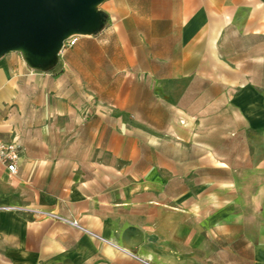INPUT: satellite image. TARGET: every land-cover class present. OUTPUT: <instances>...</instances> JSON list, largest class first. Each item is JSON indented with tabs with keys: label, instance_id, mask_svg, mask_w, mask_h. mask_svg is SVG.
I'll return each instance as SVG.
<instances>
[{
	"label": "crops",
	"instance_id": "crops-1",
	"mask_svg": "<svg viewBox=\"0 0 264 264\" xmlns=\"http://www.w3.org/2000/svg\"><path fill=\"white\" fill-rule=\"evenodd\" d=\"M97 8L0 57V264H264V0Z\"/></svg>",
	"mask_w": 264,
	"mask_h": 264
},
{
	"label": "water",
	"instance_id": "water-1",
	"mask_svg": "<svg viewBox=\"0 0 264 264\" xmlns=\"http://www.w3.org/2000/svg\"><path fill=\"white\" fill-rule=\"evenodd\" d=\"M104 0H0V57L23 52L37 68L58 60L73 35L95 33Z\"/></svg>",
	"mask_w": 264,
	"mask_h": 264
},
{
	"label": "built area",
	"instance_id": "built-area-1",
	"mask_svg": "<svg viewBox=\"0 0 264 264\" xmlns=\"http://www.w3.org/2000/svg\"><path fill=\"white\" fill-rule=\"evenodd\" d=\"M78 41V36H70L64 43L63 49L60 52L62 53L69 47L74 46ZM20 146L17 142H7L3 139H0V162L6 166L9 173L16 175L19 172L18 162L21 157Z\"/></svg>",
	"mask_w": 264,
	"mask_h": 264
}]
</instances>
